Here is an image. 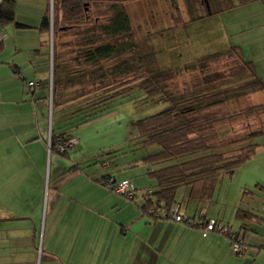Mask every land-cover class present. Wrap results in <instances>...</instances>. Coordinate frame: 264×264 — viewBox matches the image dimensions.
Returning a JSON list of instances; mask_svg holds the SVG:
<instances>
[{"label":"crops","instance_id":"crops-1","mask_svg":"<svg viewBox=\"0 0 264 264\" xmlns=\"http://www.w3.org/2000/svg\"><path fill=\"white\" fill-rule=\"evenodd\" d=\"M13 1L15 23L0 27V176L8 173V180L12 173L24 172L33 156L45 160L46 165L48 137L54 132L47 111L49 35L39 30L49 0ZM231 1V8L201 20L212 18L211 27L224 28L222 47L237 46L264 84V0ZM18 72L25 79L17 77ZM28 81L36 84L29 87ZM58 104L57 110L64 107L60 99ZM112 110L66 130L79 142L66 156H50L48 179L54 185L52 209L57 211L51 225L54 242L48 250L52 263L264 264V141L236 171L217 177L212 187L197 184L186 188L189 198L197 197L199 202L190 212V202L181 203L189 224L187 218L152 221L140 209L142 194L131 199L108 190L101 182L106 175L118 179V173L106 169L107 162H114L115 152L136 134L135 130L128 134L129 129H135L132 119ZM84 160L99 162L103 170L86 173L81 166ZM225 188L227 193L233 188L241 196L231 201L228 213L223 209L229 198ZM216 190V206L210 207ZM208 220L242 234L248 243L246 250L238 254L229 237L205 231L202 222Z\"/></svg>","mask_w":264,"mask_h":264},{"label":"trees","instance_id":"trees-1","mask_svg":"<svg viewBox=\"0 0 264 264\" xmlns=\"http://www.w3.org/2000/svg\"><path fill=\"white\" fill-rule=\"evenodd\" d=\"M131 1L52 0L39 30L48 35L52 32L51 108L55 104L58 107L60 96L65 94L72 101L81 96L95 98L91 105L70 103L68 113L75 118L74 126L107 112L114 98L135 89L142 90L150 101L165 104L160 111L131 121L136 131L133 138L136 145L158 147L142 159L151 166L146 174L154 184L143 190L140 209L154 221L169 217L173 206H181L175 199L178 188L190 189L197 184L212 187L217 177L232 174L255 152L259 143L253 139L264 134V127L238 137L231 135L226 126L236 117L256 116L264 103L248 105L239 111H221L222 114L219 110L249 93L264 90V84L237 46L204 54L187 65L160 64L159 52L147 43L149 37L141 40L135 37L127 10V3ZM182 1L186 19L177 0H169L174 22L169 28L185 27L234 6L231 0ZM248 1L238 0L237 4ZM14 8L13 0L0 1V27L15 23ZM67 34L70 40L63 42ZM61 49L67 58H62ZM227 57L231 61L227 71L214 69L216 62ZM183 72L194 73L191 83L186 82L183 87L171 85L174 77ZM18 75L25 79L22 73ZM219 123L221 131L216 127ZM73 136L66 131H51L50 148L57 138L67 140ZM245 141L251 142L244 144ZM240 143L244 145L235 146ZM70 149L61 153L52 149L49 155L66 156ZM109 177L116 181L106 175L101 182L104 184ZM131 183L136 190L133 199L139 188ZM28 243L34 247V235L29 236Z\"/></svg>","mask_w":264,"mask_h":264},{"label":"rangeland","instance_id":"rangeland-1","mask_svg":"<svg viewBox=\"0 0 264 264\" xmlns=\"http://www.w3.org/2000/svg\"><path fill=\"white\" fill-rule=\"evenodd\" d=\"M51 3L52 0H49V10L51 9ZM177 3L181 9L183 18L186 19L183 1L177 0ZM127 10L135 37L140 40L149 37L147 43L155 51L159 52L157 58L159 62L162 61L160 64L172 65L181 62L187 65L204 54L224 49L222 47L224 46V37L222 36L225 33L224 28L222 30L219 28L215 30L214 27H211V25H214L212 18L192 21L185 27L169 28L174 24L171 19L170 13L172 9L169 0H133L127 3ZM69 40L68 34L62 38L63 42ZM49 44L51 52V31L49 32ZM61 52L63 54L62 58H67V53L63 49H61ZM51 60L52 56L50 57ZM230 62V59L227 57L216 62L213 67L219 71H227ZM193 76L194 73L192 72L178 74L171 81V85L177 84L183 87L186 82L188 84L191 83ZM262 91L249 93L239 100L227 103L221 106L219 112L239 111L248 105L264 103ZM47 99L49 122L50 126L54 128V133L66 131L74 126L73 122L75 118H71V115L68 113L71 111L68 108L71 102L79 103L80 106H86L91 105L95 101L93 96H81L72 101L69 95L65 94L59 98L64 102V107L57 110L56 104L51 108L50 94H48ZM110 104L112 105V111H121V114H124L128 120L142 118L156 113L165 107L164 103H157L150 101L147 97L145 98V94L140 89L132 90L122 97H116ZM216 127L220 131L223 129L220 123ZM226 127L229 128L231 135L238 137L252 129L264 127V108H261L256 116L251 115L248 118L236 117ZM134 130L129 129V136ZM75 137L79 142V138ZM262 141H264V134L253 139V142L256 143ZM250 142L245 141L244 144ZM244 144L240 143L235 146ZM71 147L73 146H68V148ZM157 149L158 147L155 145L140 147L133 140L127 141L125 145L115 152L116 160L114 162H107L109 166L106 169L110 167L114 172L118 173L117 182L127 179L137 183L140 188L142 186H145V188L153 186V180L148 178L146 174L147 168L151 166L146 164L142 159L145 155ZM106 155L108 156V154ZM106 155L102 156L101 159L106 158ZM50 156L53 157V154L49 155L47 151L45 157L46 165H44L45 160L41 162L38 156H33L29 165L26 166L28 170L9 173V175L11 174L9 177H12L11 180H8V177H6L8 173L3 172L2 176H0V218L21 217L16 220L0 221V264H53L50 259L52 256L49 253L51 251L48 252V250L52 246L50 244L54 242V236L51 239L53 235V226L51 227V225L57 211L52 209L54 185H52L51 179L50 182L48 179ZM106 161L108 160L106 159ZM70 165H73V162ZM81 166H83L82 170L89 174L96 170H103L100 163H95L93 160H84L81 162ZM3 175L6 176L4 177ZM122 177H125V179H122ZM188 191L184 187L178 188L175 193V199L180 203L183 201L190 202L189 208L191 209H188L190 212L194 210L199 202L197 201V197L191 196L189 198ZM225 191L226 197L228 196L229 198L223 209L224 212L228 213L231 201L234 199L239 200L241 196L236 195L233 188H230L228 193L226 188ZM139 193L140 195L143 194V189H138ZM225 193L223 192V197H225ZM216 197H218L217 190L210 207L216 206ZM179 212L185 218L188 217L184 212V205L181 204ZM30 235H34L36 242L34 247L28 243Z\"/></svg>","mask_w":264,"mask_h":264},{"label":"built area","instance_id":"built-area-1","mask_svg":"<svg viewBox=\"0 0 264 264\" xmlns=\"http://www.w3.org/2000/svg\"><path fill=\"white\" fill-rule=\"evenodd\" d=\"M2 42V37L0 35V44ZM18 75V74H17ZM19 76V75H18ZM33 82H30L29 85H33ZM76 143H78V139L76 137H69L67 140H63L60 138L56 139V143L53 145V150L56 152H63L65 151L68 146H74ZM50 140H48V152H51V146H50ZM104 185L108 186L112 191L115 193L124 195L125 197L132 198L136 190L134 189L132 183L130 180H121L119 182H116L113 178L109 177L105 179ZM180 205H175L170 209L169 217L174 219L175 221H183L185 218L183 215L180 214ZM186 223H190L187 219H185ZM203 229L205 231H215L220 234L226 235L230 238V244L232 249L240 254L243 253L247 248V241L243 237L242 234L233 232L227 225H222L217 223L215 220H208L202 222ZM264 247V243H263Z\"/></svg>","mask_w":264,"mask_h":264},{"label":"water","instance_id":"water-1","mask_svg":"<svg viewBox=\"0 0 264 264\" xmlns=\"http://www.w3.org/2000/svg\"><path fill=\"white\" fill-rule=\"evenodd\" d=\"M21 217H16V218H0V221H7V220H16L20 219Z\"/></svg>","mask_w":264,"mask_h":264}]
</instances>
